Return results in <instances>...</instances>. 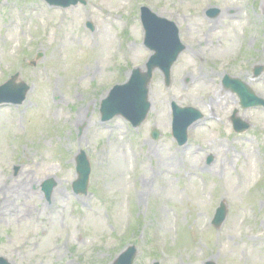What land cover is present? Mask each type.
I'll return each instance as SVG.
<instances>
[{"label": "rangeland", "instance_id": "1", "mask_svg": "<svg viewBox=\"0 0 264 264\" xmlns=\"http://www.w3.org/2000/svg\"><path fill=\"white\" fill-rule=\"evenodd\" d=\"M113 1L50 11L45 0H0V85L19 73L32 86L22 106L0 108V256L112 264L135 245V264H264V108L244 110L222 84L239 78L264 98V73L253 75L264 67V0ZM142 5L175 22L187 49L170 88L155 72L140 128L102 123V100L152 54L142 44ZM210 9L219 13L209 17ZM173 101L205 116L184 147L172 136ZM235 110L249 132L234 133ZM81 150L93 166L86 196L72 190ZM49 179L57 182L51 201L41 189ZM221 202L228 216L216 229Z\"/></svg>", "mask_w": 264, "mask_h": 264}, {"label": "water", "instance_id": "2", "mask_svg": "<svg viewBox=\"0 0 264 264\" xmlns=\"http://www.w3.org/2000/svg\"><path fill=\"white\" fill-rule=\"evenodd\" d=\"M56 5L70 6L77 4L76 1L62 2L50 0ZM215 13V12H214ZM143 19L147 28L146 44L155 52L152 56L146 73L141 70H135L131 81L125 86L116 87L110 97L103 102L102 114L103 120L109 121L115 116L122 115L128 118L134 126H139L146 120L151 109L149 103V85L156 68H161L166 75L167 83H171V68L178 59L185 47L179 39V31L174 23L154 15L150 10L143 9ZM264 68L256 70V76H260ZM18 76H15L8 84L0 87V104L12 102L21 104L26 98L28 88L25 84L16 83ZM225 85L238 92L244 108L264 105V101L255 97L250 88L240 80H232L227 77ZM175 117V136L180 144H185L188 140V129L191 125L202 118L199 111L193 108H180L174 105ZM236 131L245 132L250 125L243 123L239 119H233ZM153 138L158 140L159 132H153ZM79 180L74 184V190L77 193H87L90 164L83 153L78 160ZM56 183L53 180L45 182L43 190L48 198L51 197ZM227 210L222 206L217 212L214 225L219 228L225 221ZM135 249L130 248L123 253L114 264H133L135 259ZM0 264H8L7 261L0 258ZM213 264V263H210Z\"/></svg>", "mask_w": 264, "mask_h": 264}, {"label": "bare ground", "instance_id": "3", "mask_svg": "<svg viewBox=\"0 0 264 264\" xmlns=\"http://www.w3.org/2000/svg\"><path fill=\"white\" fill-rule=\"evenodd\" d=\"M113 2H115V3H117V4H119L120 2H121V0H115V1H113ZM63 41H67L66 40V37H63ZM106 41H108V43H110V41H111V38H107L106 37ZM141 49V47H133V51H137L138 49ZM88 77V76H87ZM85 79H86V77H85ZM214 104H216V105H219V101H216V102H214ZM86 112L85 111H81L80 113H79V115H78V119L76 120L77 121V123H79V124H82L83 122H84V114H85ZM257 169H252L251 170V172H250V174H252V176L255 178V171H256ZM257 172V171H256ZM8 181H13L14 183H15V180H12V179H9ZM28 182H30V181H28ZM28 182H26V183H24V187L23 188H25L27 191H28V189L30 188V186L32 185V183H28ZM147 182V181H146ZM248 182V178L246 177L245 178V181L242 183V184H246ZM59 193V195H62V193H60V191H57L56 192V194H58ZM138 196H139V199L141 200L142 198V195L140 194V193H138ZM21 199V196L18 198V199H16V201H15V204L17 205V202L19 201ZM7 200V199H6ZM17 211H19V206H17ZM30 213H31V211H30ZM237 220H238V218L234 221V224L237 222Z\"/></svg>", "mask_w": 264, "mask_h": 264}]
</instances>
